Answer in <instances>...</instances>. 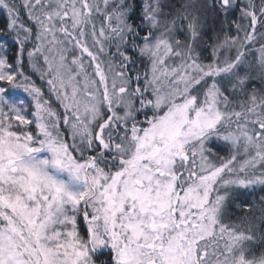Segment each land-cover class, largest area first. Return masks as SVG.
Here are the masks:
<instances>
[{
  "label": "snow or ice",
  "instance_id": "snow-or-ice-1",
  "mask_svg": "<svg viewBox=\"0 0 264 264\" xmlns=\"http://www.w3.org/2000/svg\"><path fill=\"white\" fill-rule=\"evenodd\" d=\"M0 12V264H264V0Z\"/></svg>",
  "mask_w": 264,
  "mask_h": 264
},
{
  "label": "trees",
  "instance_id": "trees-1",
  "mask_svg": "<svg viewBox=\"0 0 264 264\" xmlns=\"http://www.w3.org/2000/svg\"><path fill=\"white\" fill-rule=\"evenodd\" d=\"M172 2L175 3V2H177V0H172ZM6 19H7L6 14L0 12V26H3V25L6 23ZM14 49H15V45L12 44V45H11V49H10V51H9V55H12V54H13V51H12V50H14ZM34 78H35V77H34ZM35 79H37V83H38V84L41 83V82L39 81L38 78H35ZM21 95H23V94L21 93ZM254 195H255V196H259V195H264V193H260L259 190H257V192H256ZM253 198H254L253 195H248V194H245V195H242V196H241V200H247V201H249V202H250Z\"/></svg>",
  "mask_w": 264,
  "mask_h": 264
}]
</instances>
